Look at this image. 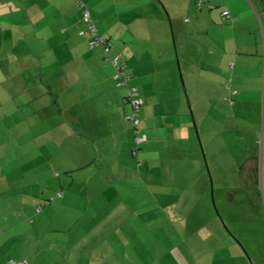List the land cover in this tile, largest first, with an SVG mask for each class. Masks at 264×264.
<instances>
[{
  "label": "rangeland",
  "instance_id": "374dc122",
  "mask_svg": "<svg viewBox=\"0 0 264 264\" xmlns=\"http://www.w3.org/2000/svg\"><path fill=\"white\" fill-rule=\"evenodd\" d=\"M74 1L58 0L52 17L42 20L50 22L52 48L40 59L52 63L55 74L44 75L40 87L53 114L47 123L33 115L38 125L25 127L22 140L36 143L25 142L23 157L11 165L18 174L35 165L18 189L33 191L36 207L50 206L38 226L21 229L22 237H39L67 254L64 259L43 250L33 264H71L70 253L80 250L71 240L88 230L135 234L149 248L148 237H165L164 248L190 258L201 250L195 239L211 236L219 242L204 246L217 257L212 264H264L263 10L247 0L250 17L236 14L231 22L217 17L219 0L202 9L194 0ZM59 5L67 8L65 18ZM79 6L96 19L108 51L101 42L89 46L86 23L82 34L63 33ZM142 13L151 18L150 31L128 25L142 24ZM133 87L142 100L137 118L144 139L138 144L124 97ZM253 171L256 179L243 182ZM105 182L110 194L103 199L97 192ZM103 203L117 204V227L90 216L86 205ZM85 207L84 219L79 214ZM160 216L169 221L158 228ZM94 222L101 226L92 228ZM17 261L32 264L31 258Z\"/></svg>",
  "mask_w": 264,
  "mask_h": 264
},
{
  "label": "crops",
  "instance_id": "0c3cea01",
  "mask_svg": "<svg viewBox=\"0 0 264 264\" xmlns=\"http://www.w3.org/2000/svg\"><path fill=\"white\" fill-rule=\"evenodd\" d=\"M57 1L0 0V264H3L4 260L11 259L15 261L19 258H31L33 264L36 259L41 257V251L56 252L54 245L53 247L46 245L48 244L47 241L41 242L39 237L28 239L22 237L21 229L33 225L38 226L40 215L49 210L50 206L36 207L34 192L30 190L25 193V189H18V183L24 180L26 175L29 176L27 171L31 172L30 178L33 176L35 165L29 167V170H23L20 174L16 171L13 172L15 169L13 170L11 165L13 161L17 162L19 157H23L25 142L31 147L36 143L35 140L30 142L22 140L25 127L31 130L32 127L38 125L33 115H38L37 117L43 123H47L52 118L53 110L46 100L47 94L40 87V83L42 80L45 81L43 79L44 75H48L47 78L53 76L55 69L52 68V63L40 59V52H44L43 56L46 58L49 56L47 52L52 48L50 44L52 32L49 31L50 22L45 24L42 20L46 19L48 13L52 17L53 8L57 7V3L63 2ZM68 1L76 4L74 0ZM219 1L221 5H227L233 15L243 14L244 17H250L251 8L248 7L247 0ZM248 2L256 3L264 10V0H248ZM61 7L62 5H59L60 16L65 18L67 8L63 10ZM214 10L211 11L212 14L215 13ZM74 16L75 21L72 23L67 22V29L63 28L64 34L69 29L74 31V36H76L83 29L84 23L81 19L80 6L74 9ZM217 17L223 18L220 12H218ZM141 19L142 24L128 22L129 27L150 31L154 26L151 23V18L149 19L145 13H142ZM57 20H55V23ZM51 26H53V23H51ZM78 41V43H82V41ZM235 89L234 93H241V87L235 86ZM7 132H12L13 137L10 139L3 138ZM22 167L24 168V165ZM244 176L243 182L247 181L249 177L256 179L254 171L250 175ZM104 185L105 189L97 192V195L103 199L104 196L110 194L106 190L109 185L106 182ZM38 207L40 209L36 210ZM86 207L90 208V216L95 221L96 219L98 221L106 219L110 221L109 226H118L120 222L119 215L114 213L117 209L116 203H103L94 206L95 208L87 204ZM86 207L79 214L84 219L87 217ZM201 207L204 208V205H201ZM101 209L102 212L99 211ZM67 211V222H69L72 212ZM168 221L164 216H160L156 225L161 228L166 226ZM207 222L213 224L212 220H207ZM99 225L98 222H94L92 228L99 227ZM150 226L153 227V224ZM89 231L77 240H71V242L78 244L80 249L75 257L70 253L69 258L73 264H141L146 259L147 264H194L193 261L196 258L197 262L209 260L212 264L214 260H217L212 247L209 251L204 248L209 240L208 248L210 245H216L218 242L216 237H197L195 239L198 246L196 250L200 248L201 250L198 253L196 252V257L190 258L187 257V253L168 251L167 248H164L163 244L167 243L165 237H148L151 249L145 246L144 238L135 234L131 236L99 234L97 236L94 234L89 235ZM137 247L138 250H136ZM61 248L67 249L65 246ZM62 251L64 250H57L56 253L61 254L60 256L64 259L67 258V254ZM56 253L52 258L56 257ZM209 253H213L212 261L208 258ZM218 260V262L226 263L225 260L219 258ZM20 261L14 264H19Z\"/></svg>",
  "mask_w": 264,
  "mask_h": 264
},
{
  "label": "trees",
  "instance_id": "16d2710c",
  "mask_svg": "<svg viewBox=\"0 0 264 264\" xmlns=\"http://www.w3.org/2000/svg\"><path fill=\"white\" fill-rule=\"evenodd\" d=\"M209 0H194V4H195V6L197 7V9H202V7L208 2ZM212 1V0H211ZM217 6H220V15L222 16V17H224V18H226V19H229L231 22L234 20V19H236V17H235V15H233L232 13H231V11H230V9L227 7V5H224V4H222V5H218L217 4ZM84 10H87L88 11V13H89V15L91 16V20H93L94 21V25H95V22H96V19H94L93 17H92V15H91V13L89 12V10L85 7V8H83V9H81V19H82V21H83V23L85 24L86 23V25H87V27H88V23L86 22V20L84 19ZM224 10H228L229 11V13H230V17H226L225 15H223L222 14V11H224ZM264 11V10H263ZM95 28H96V26H95ZM89 29V28H88ZM96 31H97V28H96ZM83 33V31L82 30H80L79 31V34H82ZM97 34V33H96ZM98 35V34H97ZM98 36H100V35H98ZM101 43L100 42H98V43H95V44H92L91 46H90V42H89V46L90 47H93V46H96L97 44H101L102 46H103V48H104V51L106 50V51H108L109 50V44H108V42H107V40L105 39V38H102L101 37ZM125 77H126V79H128L129 78V76H128V74H125ZM125 79V82L127 81ZM136 90H137V88H135V87H133V88H128L127 90H126V94H125V99H126V101H128L129 102V104H130V108L132 109V113H130V115H127V117H128V119H130L131 121H132V124H133V127H134V132H135V142H136V144H138L139 142H141V141H143V139H144V136H141V133H140V128H139V119L137 118V114H138V111H139V107H140V105L142 104V100H141V98H139L138 97V95H136ZM233 92H235V91H233ZM135 100H138L139 102L138 103H134L135 102ZM209 184H210V182H209ZM53 199V198H52ZM40 209V207H38V208H36V210H39ZM8 264H14V261L13 260H10V261H8Z\"/></svg>",
  "mask_w": 264,
  "mask_h": 264
},
{
  "label": "built area",
  "instance_id": "2783aa9c",
  "mask_svg": "<svg viewBox=\"0 0 264 264\" xmlns=\"http://www.w3.org/2000/svg\"><path fill=\"white\" fill-rule=\"evenodd\" d=\"M222 14L225 15L226 17H230V13L228 10H224L222 11ZM84 19L86 20V22L88 23V28H89V31L91 32L93 38L90 39V46L92 44H95V43H98L100 42L102 39L100 36H98L96 34V28H95V25H94V21L91 20V16L89 15L88 11L87 10H84ZM139 101L138 100H135L134 103H138Z\"/></svg>",
  "mask_w": 264,
  "mask_h": 264
},
{
  "label": "water",
  "instance_id": "95a60500",
  "mask_svg": "<svg viewBox=\"0 0 264 264\" xmlns=\"http://www.w3.org/2000/svg\"><path fill=\"white\" fill-rule=\"evenodd\" d=\"M206 169H207L208 176H209V179H210V193H211V196H212V180H211V176H210L209 169H208L207 165H206Z\"/></svg>",
  "mask_w": 264,
  "mask_h": 264
}]
</instances>
